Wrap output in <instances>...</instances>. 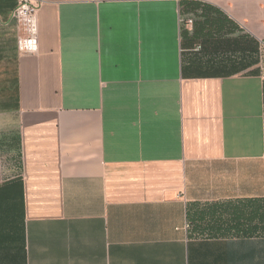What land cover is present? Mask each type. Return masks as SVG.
<instances>
[{
    "label": "crops",
    "instance_id": "0c3cea01",
    "mask_svg": "<svg viewBox=\"0 0 264 264\" xmlns=\"http://www.w3.org/2000/svg\"><path fill=\"white\" fill-rule=\"evenodd\" d=\"M16 5L0 264H264V0Z\"/></svg>",
    "mask_w": 264,
    "mask_h": 264
},
{
    "label": "built area",
    "instance_id": "2783aa9c",
    "mask_svg": "<svg viewBox=\"0 0 264 264\" xmlns=\"http://www.w3.org/2000/svg\"><path fill=\"white\" fill-rule=\"evenodd\" d=\"M40 0H17V5L12 11V17L22 24L28 31V36L18 41L19 49L23 52H34L37 48L36 39V12ZM186 23L189 27L193 24V19L188 18ZM264 74V65L261 66Z\"/></svg>",
    "mask_w": 264,
    "mask_h": 264
}]
</instances>
